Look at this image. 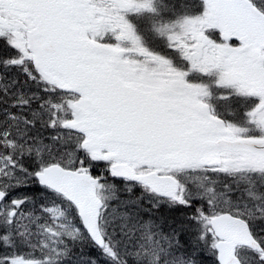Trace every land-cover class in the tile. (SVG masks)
Masks as SVG:
<instances>
[{
    "label": "snow or ice",
    "instance_id": "snow-or-ice-1",
    "mask_svg": "<svg viewBox=\"0 0 264 264\" xmlns=\"http://www.w3.org/2000/svg\"><path fill=\"white\" fill-rule=\"evenodd\" d=\"M204 254L264 264V0H0V264Z\"/></svg>",
    "mask_w": 264,
    "mask_h": 264
},
{
    "label": "trees",
    "instance_id": "trees-1",
    "mask_svg": "<svg viewBox=\"0 0 264 264\" xmlns=\"http://www.w3.org/2000/svg\"><path fill=\"white\" fill-rule=\"evenodd\" d=\"M164 215H175V214H174V213H168V212L166 211V213L162 214V216H164ZM184 239H187V236H185ZM182 242H183V241H182ZM202 260H203L204 264H212V258L209 257L207 254H204V255L202 256Z\"/></svg>",
    "mask_w": 264,
    "mask_h": 264
}]
</instances>
